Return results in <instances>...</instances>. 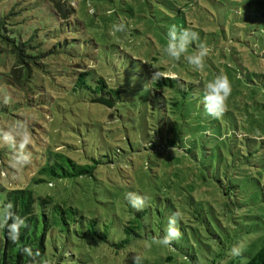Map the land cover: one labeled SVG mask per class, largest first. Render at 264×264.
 Segmentation results:
<instances>
[{
	"label": "rangeland",
	"instance_id": "obj_1",
	"mask_svg": "<svg viewBox=\"0 0 264 264\" xmlns=\"http://www.w3.org/2000/svg\"><path fill=\"white\" fill-rule=\"evenodd\" d=\"M72 4L76 12L67 19L44 0H0L1 43H7V36L25 46L40 43L39 50L47 52L55 68H47L48 74L34 68L29 74L23 65L20 95L28 92L33 105L20 99L19 126L12 128L10 120L2 118L20 133V140L31 138L26 149L32 163L13 179L11 152H1L0 173L7 169L8 179L0 175V207L11 188L49 196L85 216L81 221L69 214L67 219L77 227L70 234L53 224L58 234L47 239L49 251L55 253L58 243L59 257L70 256L72 264H127L128 250L116 254L110 246L127 235H112L110 228L129 213L125 194L135 193L146 197L152 223H167L179 211L185 227L171 248L151 243L150 237L132 241L131 259L139 254L141 264H245L264 244V0ZM120 23L125 30L114 31ZM173 24L199 32L211 47L205 70L194 69L185 59L195 54L196 44L188 45L179 61L166 57ZM8 56L0 55L3 78L10 67ZM159 58L167 61L161 62L167 63L166 76L187 82V94L166 86L163 103L155 105L149 102L145 79L157 70ZM72 67L93 85L100 76L115 84L114 104L91 103L87 90L86 98L75 90ZM207 72L212 79L227 74L232 84L226 112L211 119L206 131L217 127L226 137H212L209 148L205 145L195 156L158 147L159 137L168 130L201 133L193 129H199L196 105ZM159 122L168 128L162 135L157 133ZM18 149L13 145V151ZM67 158L89 167L93 176L61 178L45 167L50 161H66L75 170ZM134 211L131 208V214ZM90 219L98 220L106 241L92 244L83 235ZM154 229L162 232L161 227ZM237 243L243 252L233 257L230 249Z\"/></svg>",
	"mask_w": 264,
	"mask_h": 264
},
{
	"label": "trees",
	"instance_id": "obj_2",
	"mask_svg": "<svg viewBox=\"0 0 264 264\" xmlns=\"http://www.w3.org/2000/svg\"><path fill=\"white\" fill-rule=\"evenodd\" d=\"M46 3L50 4L53 10L61 12L67 19L76 12L75 5L72 4L73 0H44ZM84 1V0H82ZM42 46L40 43L36 45L25 43L17 44L15 37L7 36V43L4 45L0 41V55L8 56L9 65L7 67V74L5 77L0 76V85L6 87L8 91L11 92L12 101L9 104H4L2 97H0V155L2 159L5 155L1 152L8 151L11 152V149L6 145H2V137L4 135L11 136L15 143L14 145L19 146L20 144V133L11 129V127L2 119L6 118V121L10 120L12 128L14 126L20 125V99L23 102L33 105L31 101L34 100L28 92L22 93L20 95V89L24 87V84L20 80L22 75V70L24 69L23 65H26L27 71L29 74L34 70V68H39L42 73L48 74V69H55L53 62L46 58L47 52L39 50V47ZM77 53V51H71ZM166 57L170 56L165 51ZM32 60V61H30ZM161 62H167L163 58L158 59V68L147 73L148 77L145 79V84L147 86V92L150 97L149 102L154 103L155 105H161L165 99L164 88L166 86L173 87L181 95L187 94V91L184 89L187 82L180 77H169L166 76L167 73L163 70L165 64ZM8 65V66H9ZM9 68V69H8ZM205 70V67L203 68ZM208 70V69H207ZM72 75V81L74 82L75 90L81 91L84 93L85 98L88 97L86 94L89 93V100L92 103V99L98 97L110 98L115 102V91L117 86L109 85L105 77L100 76V78L95 80V83H91L88 79H84L83 73L74 69L72 67L69 70ZM0 74H4L0 72ZM210 73H206V81L212 80ZM176 82H179L176 87ZM204 83V84H205ZM204 84L203 87H204ZM203 87L198 96V101L196 107L199 109L197 111L198 116L200 117L199 129L197 125H194L193 131L199 130L201 133L198 135H190L188 131L184 132L181 130L172 131L168 130L167 127L163 126L160 122L157 125V128L160 129L157 131L158 134L162 135V129H167L168 134L165 137H159L158 147L164 148L165 150L171 151L179 149L184 152L193 153L196 155L199 149H204L205 145H208L212 137H226L223 135L217 127L211 133L209 132V127L207 123H210L214 119L211 116L207 115L204 111L202 105L203 98ZM87 90V92H86ZM192 92V91H191ZM119 93V91H117ZM94 103V102H93ZM101 104V103H99ZM103 105V104H101ZM154 105V104H151ZM105 106V105H104ZM18 120L17 121H15ZM28 130V129H26ZM27 132V131H26ZM213 132H217L213 134ZM177 134L178 136L174 135ZM205 135H202L204 134ZM219 133V134H218ZM219 135V136H218ZM206 137V139L204 138ZM70 164L75 167V170L71 171V167L66 161L61 163L51 162V164L45 165L47 170L51 174H57L61 178H71L74 177H91L93 176L92 170L87 167L84 168L75 163L74 159L67 158ZM59 167V168H57ZM11 202L13 205L12 211L20 216L25 218L26 227H21L19 232V241L13 243L8 235V228H0V264H45L47 261L48 264H72L71 257L63 255L59 257V247L58 243L54 244V251H49L47 239L50 240L51 237L58 234V230L53 224L57 223L61 228L59 230L66 231L70 234L72 231L77 232V227L74 225V222L70 221L68 218L69 214L77 216L78 218L85 219V216L81 214L76 209L72 207L66 208L64 205L55 203L49 196L43 197L35 195L34 192L25 187L11 188L4 194V204ZM129 213H123V217L120 218V223L116 226L110 228V234L115 235L118 233H125L126 238H123L119 243H111V248L114 249V252L118 254L120 250H124L127 255V264H133V260L129 257L131 252L130 243L132 241H138L143 237H161L165 235L167 223L159 222L152 223V219L149 216V211L147 210V202L142 210L137 211L131 205H126ZM131 208L135 211L131 214ZM149 208V207H148ZM58 214V217L56 216ZM80 216V217H79ZM82 217V218H81ZM54 218V219H52ZM181 225H178L180 229H184L185 225L183 224V219L179 220ZM11 220H9V224ZM83 235L87 238L89 243L98 244L99 242L107 240V233L100 228L98 220L90 219L88 223L83 226ZM154 227H161L162 232L160 235L156 232ZM63 233V232H62ZM95 240V242H94ZM94 242V243H93ZM49 243V242H48ZM174 243V242H173ZM174 245V244H173ZM28 246L32 249L33 253L39 250L40 255L35 257H29L26 253L22 251V248ZM50 253H49V252ZM130 258V259H129ZM67 259L68 261L64 260ZM245 264H264V244L262 247L253 254Z\"/></svg>",
	"mask_w": 264,
	"mask_h": 264
},
{
	"label": "clouds",
	"instance_id": "obj_3",
	"mask_svg": "<svg viewBox=\"0 0 264 264\" xmlns=\"http://www.w3.org/2000/svg\"><path fill=\"white\" fill-rule=\"evenodd\" d=\"M125 26L123 23L114 26V31L123 32ZM168 44L165 49L167 54L179 61L181 55L187 51L188 45L196 44L195 54L185 57L186 61L194 67V69L202 70L205 67V60L211 53L212 49L206 41H202L199 32L192 28L177 26L175 24L169 27ZM232 92V84L227 74H217L212 80L204 84L202 105L207 115L214 119L221 118L227 110V101ZM0 97L3 99L4 104H9L12 101L11 92L2 85H0ZM31 136V134H30ZM2 145H6L11 149L9 169L12 170V178L15 179L16 174L21 172L24 168L32 163V153L26 149V145L31 143V138L22 139L19 144V149L13 151V145L15 143L11 136L4 135L2 137ZM5 179H8L7 169L0 173ZM125 199L131 204L137 211L142 210L146 204V197L135 194L126 193ZM13 205L11 202L7 203L3 207H0V228L7 227L9 238L13 243L19 241V232L21 227H26L25 218L16 215L12 211ZM181 219V213L179 211L174 212L169 218L165 235L161 237H153L151 243L157 245H163L172 247L174 241H178L182 237V232L178 227V221ZM9 220L11 223L9 224ZM151 246V244H149ZM22 251L29 257L39 256V250L33 253L32 249L28 246L22 248ZM243 252V246L239 243L232 246L230 254L233 257L240 256ZM133 264H141L142 257L139 254H134ZM45 264H48L46 261Z\"/></svg>",
	"mask_w": 264,
	"mask_h": 264
},
{
	"label": "water",
	"instance_id": "obj_4",
	"mask_svg": "<svg viewBox=\"0 0 264 264\" xmlns=\"http://www.w3.org/2000/svg\"><path fill=\"white\" fill-rule=\"evenodd\" d=\"M92 102L101 103L107 107H110L114 104V101L112 99L105 98V97H98V98L92 99Z\"/></svg>",
	"mask_w": 264,
	"mask_h": 264
}]
</instances>
